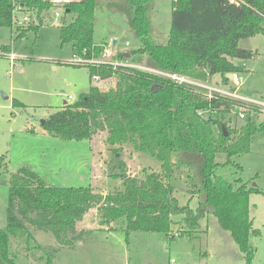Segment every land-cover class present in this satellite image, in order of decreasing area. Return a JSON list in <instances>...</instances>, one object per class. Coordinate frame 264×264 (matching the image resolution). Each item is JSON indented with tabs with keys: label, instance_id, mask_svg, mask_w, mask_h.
I'll return each instance as SVG.
<instances>
[{
	"label": "trees",
	"instance_id": "1",
	"mask_svg": "<svg viewBox=\"0 0 264 264\" xmlns=\"http://www.w3.org/2000/svg\"><path fill=\"white\" fill-rule=\"evenodd\" d=\"M61 1L0 0V27H13L15 38L29 30L36 33L42 25L41 14L61 7L75 15L59 26L61 43H71L73 54L99 57L104 46L93 41L95 0ZM127 1L133 10L131 24L139 45L128 51L129 57L118 54V58L134 65L144 62L145 69L110 62L86 64L90 80L115 77L114 84L108 88L91 84L77 101L65 103L41 126L51 135L76 140L105 130L109 145L130 143L135 151L158 161L161 173L149 172L138 178L122 172L123 188L103 193L90 186L51 185L32 168L19 167L9 179L6 220L0 227V264H18L10 250L12 239L24 238L27 245L35 241L28 224L51 231L57 241H63L69 233L79 236L76 223L91 208H96L99 224L110 230L124 218L126 235L152 231L170 239L193 234L200 219L209 213L230 233L246 264L253 258L249 238L259 230L253 227L249 197L259 189L240 177L228 182L216 171L231 163L241 168L232 157L249 152L256 134L264 135V115L259 118V110L245 108L242 125L230 128L220 118L230 111L243 113V102L218 94L209 97L158 72L200 81L219 74L224 84L229 83L227 73L244 70L233 59L252 56L251 50L239 47V40L264 34V0H172L168 39L163 44L150 37L148 10L152 0ZM14 3L35 11L38 23L13 26ZM15 104L19 102L14 100ZM205 111L209 112L206 117L202 115ZM173 156L178 161L174 162ZM220 156H224L223 162ZM186 164L192 168L185 175L188 192L199 198L195 208L189 204L192 195L185 204L175 196L172 168ZM176 216L179 230L171 229ZM33 247L42 249L37 244ZM42 257L44 264H55L50 252L44 251Z\"/></svg>",
	"mask_w": 264,
	"mask_h": 264
},
{
	"label": "rangeland",
	"instance_id": "2",
	"mask_svg": "<svg viewBox=\"0 0 264 264\" xmlns=\"http://www.w3.org/2000/svg\"><path fill=\"white\" fill-rule=\"evenodd\" d=\"M171 1L152 0L149 6L150 37L157 44L168 39ZM17 7L13 26L38 23L35 11ZM24 15L29 16L30 21L20 24ZM74 17L61 7H53L41 14L42 25L36 33L29 30L19 38H15L17 32L13 27H0V227L6 220L10 175L21 166L32 168L51 185L90 186L103 193L122 189L123 174L143 178L149 172L161 173L158 161L135 151L130 143L109 145L105 130L91 138L76 140L62 139L42 129L41 119L61 109L65 103L77 101L91 84L108 88L115 82V77L105 81L90 80L88 66L72 62V44L61 43L59 26ZM132 17L133 10L127 0H95L93 41L103 45L104 50L94 62L108 58L118 61V54L123 55L139 45L131 24ZM113 39L116 40L114 46ZM3 45L8 49H2ZM238 45L252 51L248 59H233L244 68L237 73L238 85L235 78L224 84L219 74L207 81L189 79L187 84L204 94L227 90L242 96L241 99L236 97L244 103L242 111L245 108L259 110V118H262L264 34L241 39ZM108 53L111 54L108 56ZM124 63L130 64L128 60ZM136 65L144 69L146 66L144 62ZM14 100L19 104L14 105ZM208 113L205 111L202 115L206 117ZM220 119L230 128H238L244 122L240 114L231 111ZM172 160L178 161L175 156ZM219 160L223 162L224 156ZM232 160L241 168L237 169L231 163L219 167L216 172L228 182L233 183L240 177L248 186L259 189L249 197L253 227L259 230L258 235L249 238L254 249L250 264H264V135L256 134L249 152L234 156ZM172 169L179 203H187L192 195L189 204L195 208L199 198L188 192L185 176L192 168L186 164L175 165ZM174 218L171 229L179 230V217ZM116 223L117 228L112 230L100 225L96 208H91L76 224L80 237L69 233L63 241H57L51 231L28 224L35 243L30 241L27 245L24 238L12 239L10 250L18 258V264H44L45 257L41 258L44 251L53 254L55 264H170L171 259L176 264H246L244 254L230 233L209 213L200 219L196 232L171 239L162 232L152 231H131L126 235L124 218ZM35 244L42 249L33 247Z\"/></svg>",
	"mask_w": 264,
	"mask_h": 264
},
{
	"label": "built area",
	"instance_id": "3",
	"mask_svg": "<svg viewBox=\"0 0 264 264\" xmlns=\"http://www.w3.org/2000/svg\"><path fill=\"white\" fill-rule=\"evenodd\" d=\"M17 6L18 5L14 3L13 15H15V12L18 13V8L19 7H17ZM55 15L58 16V13H56ZM29 21H30V18L27 15L22 16L21 20H19L20 24L27 23ZM109 55H110V53H108V56ZM94 60H96V59L95 58H88L84 54L83 55L73 54L72 62H74V64H77V65H86V64L101 63V62H104V63L110 62L113 65H126V66H133V67L141 68V66H137V65H134V64H128V63H124V62H119V61L112 60V59H109V58L107 60H104V61H98L97 60L96 62H94ZM158 73H160V74H162L164 76L170 77V78H172L174 80H177L178 82H183V83L187 84V81H189V79H187L185 77H182V76H179V75H176V74H168V73H163V72H158ZM205 94L207 96H209V97L211 95H213V94H218V95H222V96H229V97H232V98H236V97H238L239 99L243 98L242 96H238L237 94L231 93V92H229L227 90H213L211 93H209V91H208ZM253 102L256 103V104H260L261 103L259 101H253ZM262 104L264 105V103H262ZM240 116L243 117V113H240ZM170 264H176V261L174 259H171L170 260Z\"/></svg>",
	"mask_w": 264,
	"mask_h": 264
},
{
	"label": "water",
	"instance_id": "4",
	"mask_svg": "<svg viewBox=\"0 0 264 264\" xmlns=\"http://www.w3.org/2000/svg\"><path fill=\"white\" fill-rule=\"evenodd\" d=\"M115 42H116V40L113 39V40H112V45H113V46H114ZM128 55H129L128 52H125V53L123 54V56H125V57H128ZM226 76L228 77L229 80H232V79L234 78V74H233V73H227ZM44 122H45V119H41V120H40V123H41V124H44Z\"/></svg>",
	"mask_w": 264,
	"mask_h": 264
},
{
	"label": "crops",
	"instance_id": "5",
	"mask_svg": "<svg viewBox=\"0 0 264 264\" xmlns=\"http://www.w3.org/2000/svg\"><path fill=\"white\" fill-rule=\"evenodd\" d=\"M4 46V45H3ZM112 53V52H111ZM110 53V54H111ZM234 78H235V80H236V84L238 85V76H237V74H234ZM84 217V216H83ZM79 222V221H78ZM78 222L76 223V224H78Z\"/></svg>",
	"mask_w": 264,
	"mask_h": 264
}]
</instances>
